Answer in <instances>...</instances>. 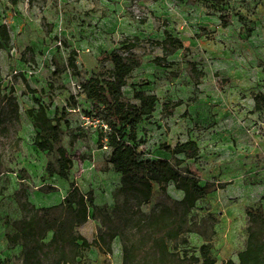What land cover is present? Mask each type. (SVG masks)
I'll return each instance as SVG.
<instances>
[{
  "label": "rangeland",
  "instance_id": "374dc122",
  "mask_svg": "<svg viewBox=\"0 0 264 264\" xmlns=\"http://www.w3.org/2000/svg\"><path fill=\"white\" fill-rule=\"evenodd\" d=\"M2 23L11 41L0 50V261L21 263L20 247H10L5 237L23 216L21 204L57 205L71 183L94 197L90 217L78 229L83 237L92 241L115 223L120 174L107 163L109 149L97 147L103 128L79 85L107 73V54L121 49L124 40L136 44L140 65L122 89L123 100L136 103V90L158 98L152 116L137 127L143 158L171 159L161 144L197 143L198 157L182 166L201 185L212 186L191 217L206 220V235L214 222L216 264L237 261L247 238L245 210L260 207L264 218V109L255 111L253 101L255 94L264 95V0H20L14 6L0 0ZM164 31L183 45L165 61L157 44ZM72 54L75 71L68 67ZM12 97L15 118L8 113ZM166 102L180 103L170 116L162 112ZM38 103L47 106L49 117L55 110L63 117L61 145L73 163L67 181L44 176L55 154L32 145L35 130L27 112ZM181 196L172 183L166 193L154 185L142 211ZM189 241L177 251L197 254L192 249L202 237L191 234ZM80 264H121L119 239L111 254L92 248Z\"/></svg>",
  "mask_w": 264,
  "mask_h": 264
},
{
  "label": "trees",
  "instance_id": "16d2710c",
  "mask_svg": "<svg viewBox=\"0 0 264 264\" xmlns=\"http://www.w3.org/2000/svg\"><path fill=\"white\" fill-rule=\"evenodd\" d=\"M8 1L14 6L20 0ZM10 41L8 26L0 24V50L7 49ZM157 44L162 49L163 61L183 49L181 41L168 31H164V39ZM135 45L124 40L121 49L107 54L106 58L111 64L107 73L92 76L79 85L85 100L90 103L91 111L106 127L98 133L97 147L109 149L107 163L120 174L116 195L121 200L113 207L115 223L108 230L98 231L92 241L83 237L78 229L89 219L94 197L92 191L84 193L74 183L69 185L57 205L37 208L25 201L21 204L22 218L11 224L12 233L5 236L10 247H20V264H80L83 254L92 248L103 254H111L115 238L119 239L121 245V264H216L211 242L215 233L214 222L211 220V231L206 235L201 231L206 220L197 222L191 217L197 202L210 192L212 185H201L199 179L182 166L185 159L198 157L197 143L188 139L172 147L161 144L159 149L169 154L171 159L143 158L138 148L137 127L152 116L158 98L136 90L132 94L136 103L123 100L122 89L140 65L133 53ZM68 67L74 71L76 69L73 54L68 59ZM198 76L201 74L196 73L195 77ZM70 99L72 106H75L74 98ZM253 101L255 111L264 109L262 93L255 94ZM179 104L166 102L162 105V112L170 116ZM8 106L9 115L17 117L18 106L13 97L9 99ZM27 113L35 130L32 145L43 153L55 154L53 161L45 165L44 176H56L67 181L73 163L61 145V113L55 110L54 115L49 117L48 108L42 103ZM169 183L182 193L181 198L158 204L149 212L142 211L152 199L154 185L158 186L160 192L166 193ZM245 215V246L237 253V261L229 259L224 264H264L263 212L260 207H250L245 210ZM191 234L203 239L197 249H192L197 254H189L187 250L190 248L178 252V247L189 245ZM0 264L6 263L0 261Z\"/></svg>",
  "mask_w": 264,
  "mask_h": 264
},
{
  "label": "built area",
  "instance_id": "2783aa9c",
  "mask_svg": "<svg viewBox=\"0 0 264 264\" xmlns=\"http://www.w3.org/2000/svg\"><path fill=\"white\" fill-rule=\"evenodd\" d=\"M29 75H30V73H28ZM101 127L103 128V129H106V127L104 126V125H101ZM104 148H106V147H104Z\"/></svg>",
  "mask_w": 264,
  "mask_h": 264
}]
</instances>
